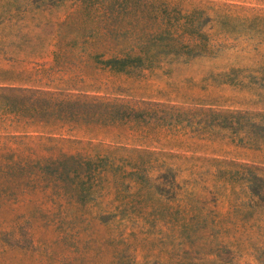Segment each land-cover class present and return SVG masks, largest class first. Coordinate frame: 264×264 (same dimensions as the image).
<instances>
[{"label":"rangeland","instance_id":"obj_1","mask_svg":"<svg viewBox=\"0 0 264 264\" xmlns=\"http://www.w3.org/2000/svg\"><path fill=\"white\" fill-rule=\"evenodd\" d=\"M0 264H264V0H0Z\"/></svg>","mask_w":264,"mask_h":264}]
</instances>
